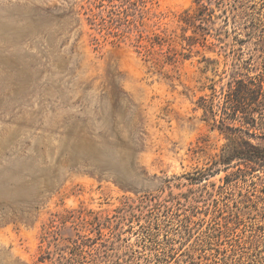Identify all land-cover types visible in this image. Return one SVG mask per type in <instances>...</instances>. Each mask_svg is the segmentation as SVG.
Masks as SVG:
<instances>
[{"label": "rangeland", "instance_id": "1", "mask_svg": "<svg viewBox=\"0 0 264 264\" xmlns=\"http://www.w3.org/2000/svg\"><path fill=\"white\" fill-rule=\"evenodd\" d=\"M145 1L0 0V264H264V169L217 129L264 0Z\"/></svg>", "mask_w": 264, "mask_h": 264}, {"label": "trees", "instance_id": "2", "mask_svg": "<svg viewBox=\"0 0 264 264\" xmlns=\"http://www.w3.org/2000/svg\"><path fill=\"white\" fill-rule=\"evenodd\" d=\"M126 7H121V12H112L115 19L119 23H123L130 27L134 22L128 19L129 10H133V15L141 16L145 7V0H122ZM123 5V4H122ZM130 6V7H129ZM114 6H112V9ZM122 16V18H120ZM188 37L185 40H192ZM162 39L157 35L149 38L150 45L161 46ZM236 91L230 89L224 97V106L222 110V117L217 125V129L224 132L225 136L231 142V149L223 155L221 164L230 165L231 160L238 162L236 167L238 171L240 165L247 171H255L256 169H264V147L253 145L239 136L232 135L235 131L243 132L242 129L232 127L227 124L228 121H235L241 118L242 123L248 124L253 129L264 130V78L263 77H248L246 80L240 79L235 81ZM246 95V98L244 97ZM238 114H241L239 116ZM230 134L232 136H230ZM229 135V136H228ZM264 139V136L262 135ZM226 168V167H225Z\"/></svg>", "mask_w": 264, "mask_h": 264}]
</instances>
